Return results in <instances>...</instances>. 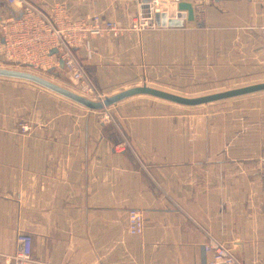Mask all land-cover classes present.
Segmentation results:
<instances>
[{"label":"crops","instance_id":"crops-1","mask_svg":"<svg viewBox=\"0 0 264 264\" xmlns=\"http://www.w3.org/2000/svg\"><path fill=\"white\" fill-rule=\"evenodd\" d=\"M26 1L43 11L65 3L72 18L100 14L123 28L137 12L135 0ZM186 1L193 22L74 50L101 95L148 86L204 96L264 83V0ZM11 16L0 0V40ZM49 74L70 86L63 69ZM103 110L0 78V256L34 232L40 264H211L209 241L231 254L239 243L240 264H264V92L200 107L135 96L105 109L111 121ZM129 210L144 215L141 235L127 232Z\"/></svg>","mask_w":264,"mask_h":264},{"label":"built area","instance_id":"built-area-1","mask_svg":"<svg viewBox=\"0 0 264 264\" xmlns=\"http://www.w3.org/2000/svg\"><path fill=\"white\" fill-rule=\"evenodd\" d=\"M1 1L18 13V16L3 21L1 26L0 55L3 61L38 71L60 69L62 61L61 69L68 77L72 91L89 99L100 97L103 100L105 97L87 79L82 64L74 54L75 49L86 46L91 38H116L126 31L141 33L166 28L156 24V15L164 14L167 20L179 19L181 15L176 4L167 0H135L136 16L128 28H123L118 22L105 20L100 14L72 18L65 3H55L50 10L43 11L26 0ZM262 42L264 46V29ZM53 51L56 54H52ZM29 130L27 124H20L22 134ZM123 147V144L117 146L119 149ZM127 214V232L132 236L141 235L145 225L143 213L129 210ZM17 241V252L1 255L0 264H40V236L34 232H22ZM204 250L212 255L211 264H240L226 247L217 242H207Z\"/></svg>","mask_w":264,"mask_h":264},{"label":"water","instance_id":"water-1","mask_svg":"<svg viewBox=\"0 0 264 264\" xmlns=\"http://www.w3.org/2000/svg\"><path fill=\"white\" fill-rule=\"evenodd\" d=\"M177 6V10L181 13L179 19H169L166 16L156 15L155 22L162 27L179 28L182 25V19H186L187 22L194 21L195 10L191 3L186 0H174ZM221 1V0H216ZM53 51L52 54H55ZM60 66H63V62L60 61ZM0 78L24 81L34 84L42 89L52 92L58 96H61L81 107H84L90 111H100L108 107L114 106L126 99L135 96H147L156 98L165 102L173 103L184 107H200L205 105L214 104L238 97L258 94L264 92V83L249 85L245 87L235 88L222 92L212 93L199 97H183L177 94L169 93L163 90L155 89L148 86H137L128 90L122 91L110 97H105L103 100L95 101L89 98L80 96L71 90L61 87L45 78H42L36 74L14 70L0 68ZM242 252V245L236 243L232 246V255H239Z\"/></svg>","mask_w":264,"mask_h":264},{"label":"rangeland","instance_id":"rangeland-1","mask_svg":"<svg viewBox=\"0 0 264 264\" xmlns=\"http://www.w3.org/2000/svg\"><path fill=\"white\" fill-rule=\"evenodd\" d=\"M0 68H4V69H14V70H20V71H25V72H30V73H33V74H36V75H38V76H40V77H42V78H45V79H47V80H49V81H51V82H53V83H55V84H57V85H59V86H61V87H64V88H67V89H70V90H72L71 88H70V86L68 87L67 85H66V83L65 82H63L61 79H58V78H56V77H54V76H52V74H49V73H47V72H45V71H38V70H30V69H27V68H23V67H17L16 65H14V64H11V63H6V62H4L2 59H0ZM234 89V88H233ZM160 90V89H159ZM164 91V90H163ZM222 91H225V90H220V91H217V92H222ZM166 92H168V91H166ZM217 92H213V93H217ZM169 93H174V92H169ZM174 94H177V95H180V96H183V97H199V96H194L195 94H179V93H174ZM211 94V93H210ZM207 95V94H206ZM147 97V96H146ZM148 98H152V97H148ZM92 100H97V101H100V100H102L100 97H96V98H91ZM153 99H155V98H153ZM157 100H159V99H157ZM160 101H162V100H160ZM173 104V103H172ZM215 104V103H214ZM176 105V104H175ZM101 116H102V114H101ZM111 120H113V118L110 116L109 117V119H107V121H111Z\"/></svg>","mask_w":264,"mask_h":264},{"label":"bare ground","instance_id":"bare-ground-1","mask_svg":"<svg viewBox=\"0 0 264 264\" xmlns=\"http://www.w3.org/2000/svg\"><path fill=\"white\" fill-rule=\"evenodd\" d=\"M56 54V53H55ZM61 68H62V66H60ZM45 72H47V73H49L50 71H45ZM70 90V89H69ZM72 91V90H71ZM73 92V91H72ZM102 99V98H101ZM101 114H102V117L103 118H106V119H109V117L111 116L110 114H109V111L108 110H103V111H101Z\"/></svg>","mask_w":264,"mask_h":264}]
</instances>
